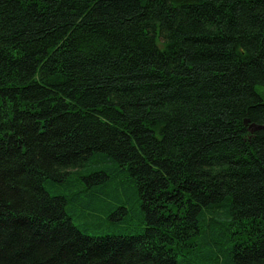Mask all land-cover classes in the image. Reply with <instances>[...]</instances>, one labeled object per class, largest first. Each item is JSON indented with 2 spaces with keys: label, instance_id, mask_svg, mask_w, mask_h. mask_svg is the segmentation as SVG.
I'll use <instances>...</instances> for the list:
<instances>
[{
  "label": "trees",
  "instance_id": "16d2710c",
  "mask_svg": "<svg viewBox=\"0 0 264 264\" xmlns=\"http://www.w3.org/2000/svg\"><path fill=\"white\" fill-rule=\"evenodd\" d=\"M0 264H264V0H0Z\"/></svg>",
  "mask_w": 264,
  "mask_h": 264
},
{
  "label": "rangeland",
  "instance_id": "374dc122",
  "mask_svg": "<svg viewBox=\"0 0 264 264\" xmlns=\"http://www.w3.org/2000/svg\"><path fill=\"white\" fill-rule=\"evenodd\" d=\"M92 214H87L83 216L81 212L77 211L76 213L71 212L72 218L74 219V222L76 225L81 228L82 230L88 232L89 234H96V235H103L106 233L110 234H127L128 232L135 233L140 230V228H136L135 230H130V228L127 227H121L116 226L112 223L111 219L108 218L105 220L106 225L105 226H96V221L98 220V211H92ZM138 216H135V219H137Z\"/></svg>",
  "mask_w": 264,
  "mask_h": 264
},
{
  "label": "water",
  "instance_id": "95a60500",
  "mask_svg": "<svg viewBox=\"0 0 264 264\" xmlns=\"http://www.w3.org/2000/svg\"><path fill=\"white\" fill-rule=\"evenodd\" d=\"M245 123H246V124H249V129H250V131H252V132H254L255 130L260 129V128L263 127V126L260 125V124L250 123V122H249V118H246V119H245Z\"/></svg>",
  "mask_w": 264,
  "mask_h": 264
}]
</instances>
